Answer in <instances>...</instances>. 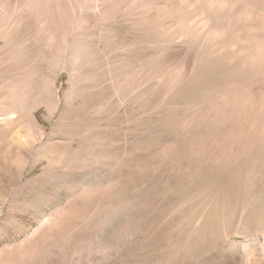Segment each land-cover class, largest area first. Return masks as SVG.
Segmentation results:
<instances>
[{
  "label": "bare ground",
  "instance_id": "bare-ground-1",
  "mask_svg": "<svg viewBox=\"0 0 264 264\" xmlns=\"http://www.w3.org/2000/svg\"><path fill=\"white\" fill-rule=\"evenodd\" d=\"M0 8V24L23 25L0 37V68L32 67L35 102L47 111L59 101L41 61L50 52L51 67L68 70V96L85 97L82 109L98 116L80 113L65 136L98 155L58 161L96 164L140 188L126 220L134 235L143 230L142 242L169 264L209 250L264 264V0H0ZM9 86L0 120L21 111L33 138L43 131L35 106L22 102L20 81Z\"/></svg>",
  "mask_w": 264,
  "mask_h": 264
},
{
  "label": "rangeland",
  "instance_id": "rangeland-1",
  "mask_svg": "<svg viewBox=\"0 0 264 264\" xmlns=\"http://www.w3.org/2000/svg\"><path fill=\"white\" fill-rule=\"evenodd\" d=\"M1 13L0 8V16ZM35 22L34 18L27 21L30 25ZM12 25L16 28L9 37L23 30V25L14 21L1 23L0 37L13 28ZM121 27L130 32L127 25ZM30 42L32 37L26 45ZM3 44L4 41L0 40V46ZM6 52V48L0 50V58ZM46 56L54 60L43 59L40 64L42 71L38 72L52 75L49 86L54 87L59 101L52 111H47L42 104L39 107L35 102V87L40 85L41 79L31 71L32 67L0 68V118L10 110V83L20 81L25 88L22 102L35 106V115L43 130L33 135L34 139L28 136L26 126L20 121L24 115L19 110L12 120H0V264H169L162 256L159 259V249L152 247L153 242H142L143 230L134 235V230L127 224L132 200L141 194L140 188L130 181L111 176L110 172L105 174L96 164L58 161L73 156L86 158L89 157L87 153L92 157L98 155L95 149L89 152L87 142L84 143L79 136L66 138L65 126L80 113L92 119L98 115L93 109L87 114L82 109L81 102L85 97L68 96V70L62 66L51 67L55 58L50 56V52ZM34 60L30 57L29 62ZM29 114L27 116L30 117ZM42 132L44 137L40 135ZM68 143H72V150L66 147ZM52 158L56 160L50 162ZM110 169L107 168L108 171ZM215 252H195L189 262L182 263L176 259L174 263L246 264L242 257Z\"/></svg>",
  "mask_w": 264,
  "mask_h": 264
}]
</instances>
